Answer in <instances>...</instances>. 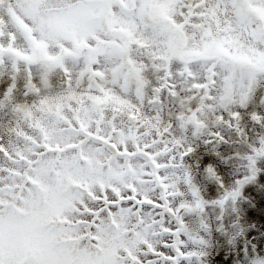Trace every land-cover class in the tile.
<instances>
[{"label": "snow or ice", "instance_id": "1", "mask_svg": "<svg viewBox=\"0 0 264 264\" xmlns=\"http://www.w3.org/2000/svg\"><path fill=\"white\" fill-rule=\"evenodd\" d=\"M262 161L264 0H0V264H204Z\"/></svg>", "mask_w": 264, "mask_h": 264}, {"label": "rangeland", "instance_id": "2", "mask_svg": "<svg viewBox=\"0 0 264 264\" xmlns=\"http://www.w3.org/2000/svg\"><path fill=\"white\" fill-rule=\"evenodd\" d=\"M203 158L208 161L215 157L206 153ZM258 168L255 177L241 187V194L235 201L236 211L231 213V217L236 222L229 220L224 230H213L211 233V247L204 264H240L242 252L264 243V161L258 164ZM219 171L222 176L226 175L229 187L237 178L251 175L238 163L221 164ZM206 181L204 190L208 196L218 195L216 181L210 177H206Z\"/></svg>", "mask_w": 264, "mask_h": 264}]
</instances>
